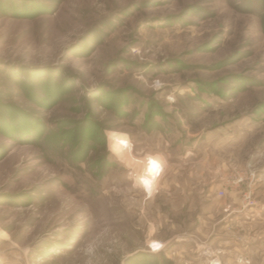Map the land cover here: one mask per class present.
I'll return each instance as SVG.
<instances>
[{"label":"rangeland","instance_id":"rangeland-1","mask_svg":"<svg viewBox=\"0 0 264 264\" xmlns=\"http://www.w3.org/2000/svg\"><path fill=\"white\" fill-rule=\"evenodd\" d=\"M261 4L0 0V264H264Z\"/></svg>","mask_w":264,"mask_h":264},{"label":"clouds","instance_id":"clouds-1","mask_svg":"<svg viewBox=\"0 0 264 264\" xmlns=\"http://www.w3.org/2000/svg\"><path fill=\"white\" fill-rule=\"evenodd\" d=\"M164 166L157 157L149 155L145 160L143 173L137 178V183L147 192H154L158 180L163 175Z\"/></svg>","mask_w":264,"mask_h":264},{"label":"built area","instance_id":"built-area-1","mask_svg":"<svg viewBox=\"0 0 264 264\" xmlns=\"http://www.w3.org/2000/svg\"><path fill=\"white\" fill-rule=\"evenodd\" d=\"M127 146L129 147V154H130L132 148H131L128 140H127ZM122 147H124L123 150L125 151L126 147L124 146V144H122ZM136 177H138V176H136ZM253 178H254V174L253 175H247V174H243L240 172H238V173L235 172V173H233L231 182H228L230 184V186H233L236 188H239L241 186L242 188H245V193L243 194L242 200H241V202L244 203L245 206H248V205L250 206L253 204L252 199H251V190H252L253 181H254ZM142 190H143V188H142ZM146 193L149 194L148 192H146ZM225 194H226L225 189L224 190L220 189L217 191V198L223 199ZM151 251H152V249H151Z\"/></svg>","mask_w":264,"mask_h":264},{"label":"trees","instance_id":"trees-1","mask_svg":"<svg viewBox=\"0 0 264 264\" xmlns=\"http://www.w3.org/2000/svg\"><path fill=\"white\" fill-rule=\"evenodd\" d=\"M264 4H261L259 6H257V10L254 12L255 14L261 16V14L264 11V6H262ZM160 264H172V262L169 259H162Z\"/></svg>","mask_w":264,"mask_h":264},{"label":"bare ground","instance_id":"bare-ground-1","mask_svg":"<svg viewBox=\"0 0 264 264\" xmlns=\"http://www.w3.org/2000/svg\"><path fill=\"white\" fill-rule=\"evenodd\" d=\"M119 149V148H118ZM120 156V155H119ZM145 160H142V161H139L140 164H142V167H141V172L139 173V176L143 173V169H144V166H145ZM137 166V165H136ZM144 190V189H143ZM145 191V190H144ZM147 192V191H146ZM148 193H151V192H148ZM152 249V248H151ZM158 249H160V246L159 245H154L153 246V251H157ZM213 264V263H212Z\"/></svg>","mask_w":264,"mask_h":264},{"label":"crops","instance_id":"crops-1","mask_svg":"<svg viewBox=\"0 0 264 264\" xmlns=\"http://www.w3.org/2000/svg\"><path fill=\"white\" fill-rule=\"evenodd\" d=\"M219 207H221V206H219ZM241 258H242L243 260H245V259H246V257H245V258H243L242 256H241ZM241 258H238V257H237V259H236V260H237V262L239 261V262L241 263V261H240V259H241ZM246 260H247V259H246ZM217 262H218V259H214L212 263H213V264H214V263H216V264H217Z\"/></svg>","mask_w":264,"mask_h":264}]
</instances>
